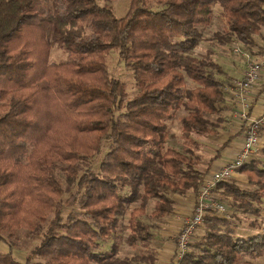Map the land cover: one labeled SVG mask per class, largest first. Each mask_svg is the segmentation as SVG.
Instances as JSON below:
<instances>
[{"label": "trees", "instance_id": "obj_1", "mask_svg": "<svg viewBox=\"0 0 264 264\" xmlns=\"http://www.w3.org/2000/svg\"><path fill=\"white\" fill-rule=\"evenodd\" d=\"M110 1L0 0V231L45 226L24 262L6 252L0 264H154L155 226L143 220L147 204L154 203L152 222L170 215L172 196L196 193L234 137L205 170L197 167L201 154L193 136H216L225 120L224 72L212 49L198 57L194 50L213 8L226 28L209 41L259 48L264 0H129L122 17ZM50 38L66 54L61 63L50 61ZM110 51L132 70L138 91L130 98L125 83L109 76ZM186 79L195 86L186 88ZM178 108L186 112L180 151L165 146L166 121ZM95 154L97 171L77 176L75 163ZM58 162L67 165L66 186H74L65 201ZM237 173L247 188L231 181L214 192L235 220L260 216L264 166L254 159ZM133 204L124 242L143 251L119 258L120 220ZM200 227L180 264H252L247 258L264 253V230L238 236L233 220L215 215H205Z\"/></svg>", "mask_w": 264, "mask_h": 264}, {"label": "rangeland", "instance_id": "obj_2", "mask_svg": "<svg viewBox=\"0 0 264 264\" xmlns=\"http://www.w3.org/2000/svg\"><path fill=\"white\" fill-rule=\"evenodd\" d=\"M108 6L111 7L114 15L116 17H122L128 8L129 0H112L109 3H107ZM159 6H153V9H159ZM213 17L210 22V24L204 28H202V35H203V40L199 42V44L196 46L194 50V55L195 56H201L203 55L206 50L214 49L216 51H213L216 55L220 54L224 57V61L226 62L227 65H230L232 67H235L238 72L231 74V75H226L225 80L222 82L224 83L223 91H224V98H229L232 96V91L231 90V82L232 80L239 79L241 75L239 72L245 68V60L242 59L244 58L242 56L243 52H238L234 53L232 46H235L234 44H238V42L233 41L231 44L226 45V46H219L217 45L214 40L209 41L208 39L212 38V35L214 32H220L223 33L225 30V23L223 20V17H221V13L217 8H213ZM50 43V61L54 63H61L65 60L66 54L62 52L61 50L57 49L53 43L52 38L49 39ZM240 46V45H239ZM245 52V50H243ZM237 58L242 59L241 63L239 62L240 59L237 60ZM212 59L215 61L213 58L212 54ZM223 60V59H222ZM105 63L109 72L110 77L117 78L121 80L122 82L125 83L126 89H127V96L130 98L131 96L135 95L136 92L138 91V88L135 84V81L133 79V73L132 70L126 66L118 57V54L115 51H110L106 56H105ZM244 72V70H243ZM242 72V73H243ZM231 76V77H229ZM220 78V77H219ZM195 84L186 79V88H192L194 87ZM260 86H256L253 88V91L257 94L260 92L258 90ZM255 94V95H257ZM255 98V97H254ZM221 108L224 107V105L221 103L220 104ZM225 110V108L223 109ZM226 111L221 112V115L226 116L229 115L225 114ZM232 113V112H231ZM186 114V112L182 108H178L175 110L171 117L166 121V124L168 126V132H169V137L166 140L165 146L170 147L176 150H181L183 146V141L184 139L182 136L179 134V129H180V119ZM216 115H209L207 116L211 120L215 119ZM230 133V129L228 128L227 125H221V128H218V134L216 136H203V135H196L193 136L194 140H196L199 143V148L198 152L201 154V160L200 163L197 165V167L200 170H205L207 167V161L208 159L215 154V151L217 148L226 140L228 134ZM107 148V144H105V149ZM104 149V150H105ZM257 159L261 162V165L264 166V143L260 142V145L256 148V150L251 154L250 156V161ZM98 162H99V157L98 155H92L87 159H81L78 160L75 165H76V170H77V176L80 174L84 173L86 170L90 169L93 172L97 171L98 167ZM55 176L57 179L60 181L61 185L64 188V194L62 196V200L65 201L69 194H71L74 191V186H66L65 184V179L67 176L66 172V166L63 163H56L55 165ZM235 183H237L240 187L247 188V182L244 176L240 175L239 173L235 172L234 177L232 179ZM216 196L219 198L221 195L216 193ZM223 199V197H221ZM220 199V198H219ZM224 200V199H223ZM225 201V200H224ZM195 203V202H194ZM225 203H227L225 201ZM153 201H150L147 206H146V214L145 217L143 218L144 221L150 222L155 226L151 230L152 236L154 238V241L152 243L154 248H158V241H162L160 237L161 236V220L152 222L148 220V215L152 210L153 207ZM137 204L131 205L124 217L121 218L120 220V225L118 229V236H120V241L118 243L119 246V251H118V256L119 258H123L126 256H130L132 254L142 252L143 250L137 246L136 248H130L126 243L124 242L125 237L128 235V226H127V220H128V214L130 210L134 207H136ZM194 206V205H193ZM260 208V216L258 217H250L249 219L246 220H241L237 221L234 218L229 216L233 222L236 223V234L238 236H251L254 235L257 231H262L264 230V199H262L261 205L259 206ZM69 208L65 209L62 213L63 216H66V214L69 212ZM243 219V218H241ZM251 220H256L258 223L256 227H253L249 221ZM45 226L43 224H37L34 228L27 230V229H20L16 230L14 233L8 234L7 231H0V235L2 237V240H0V253H6L10 252L12 256L20 261L24 262L26 257L28 256L29 252L32 250V248L39 243V241L42 239V233L44 232ZM202 232L201 227L197 230L195 235H198ZM111 245V240H108L104 242L101 246V249L103 251H108L110 249ZM171 258L172 259V255ZM247 261L251 262L252 264H264V253L257 255L255 257H249L247 258ZM170 264V261H169Z\"/></svg>", "mask_w": 264, "mask_h": 264}, {"label": "built area", "instance_id": "obj_3", "mask_svg": "<svg viewBox=\"0 0 264 264\" xmlns=\"http://www.w3.org/2000/svg\"><path fill=\"white\" fill-rule=\"evenodd\" d=\"M232 46L233 52H243L245 68L241 77L231 82L233 96L232 115L240 121L245 132L241 148L236 154L221 167L206 173L195 193V203L191 214L183 219L182 227L174 236V253L170 264H180L183 256L192 242V238L203 222L205 215H215L229 218L231 209L221 197L214 192L219 183L231 182L235 172L245 163L250 161L251 154L259 145V131L264 124V91L260 95L261 114L252 117V100L256 94L253 88L258 86L261 70L264 69V54L253 57L244 52L237 44Z\"/></svg>", "mask_w": 264, "mask_h": 264}, {"label": "crops", "instance_id": "obj_4", "mask_svg": "<svg viewBox=\"0 0 264 264\" xmlns=\"http://www.w3.org/2000/svg\"><path fill=\"white\" fill-rule=\"evenodd\" d=\"M217 9L220 11L219 8ZM258 44H259V48H253L252 50H247L245 48H242V49L248 52L251 56L257 57V56H260L261 54H264V42L258 41ZM212 50L216 51L214 49ZM213 58L215 59V62L220 65V67L222 68L224 72L223 75L219 76L221 82L225 80L227 74L231 75V74L238 72L235 67H232L231 65L229 67V65L226 64V62L224 61V57L222 55L220 56V54L216 55L215 53H213ZM238 59L240 58H237V60ZM242 59H240L239 61L240 63ZM243 70L239 72L240 75H242ZM258 85L260 86L258 88V90L260 89L259 90L260 92H258L259 94H257L256 92L257 95H254L255 98H253L252 100V110L250 111V114L252 117H258L261 114L259 103H260V95L262 91H264V69L261 70ZM222 104L224 105L223 108H225V110L223 111H226L225 114H228L229 112V115L224 116L225 120L222 124V125H227L228 128L230 129V133L228 134L226 140L231 136H234V137L231 139L230 142H228V144L223 149L220 150L219 156L212 161L210 167L207 169L205 174L214 169L221 167L224 163L230 160L236 154V152L240 150L244 132H245V129L240 124V121L234 118L231 113L233 109L232 98L231 97L224 98V101ZM260 142L264 143V136L262 135H260L259 145H260ZM172 200H173L172 213L168 215L167 217H164L162 221H160L161 222L160 223L161 224V236H162L160 238L162 239V241L160 242L158 241V245H157L158 248L153 247L154 252H155V263L154 264H169L171 254L174 249V236L177 234V232L182 227L183 219L188 217L192 212L193 205L195 202V193L189 192L185 196L174 195L172 196ZM153 241H154V238L152 239V243Z\"/></svg>", "mask_w": 264, "mask_h": 264}]
</instances>
